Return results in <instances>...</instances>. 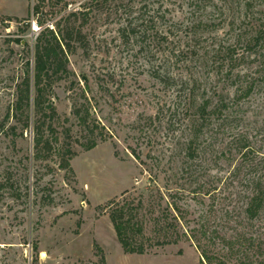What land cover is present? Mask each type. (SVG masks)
Masks as SVG:
<instances>
[{
	"label": "rangeland",
	"instance_id": "obj_1",
	"mask_svg": "<svg viewBox=\"0 0 264 264\" xmlns=\"http://www.w3.org/2000/svg\"><path fill=\"white\" fill-rule=\"evenodd\" d=\"M38 1L0 0V264H199L190 239L144 254L117 239L113 207L142 200L148 244L169 194L190 225L226 235L227 264L264 256V205L255 218L246 212L264 180V0H165L128 38L120 28L141 1L126 12L118 0H63L67 11L87 3V42L49 90L58 140L35 159L33 110L27 127L26 110L7 112L63 4L40 0L34 16ZM169 49H189L185 64L168 65ZM68 146L72 171L59 167Z\"/></svg>",
	"mask_w": 264,
	"mask_h": 264
},
{
	"label": "trees",
	"instance_id": "obj_2",
	"mask_svg": "<svg viewBox=\"0 0 264 264\" xmlns=\"http://www.w3.org/2000/svg\"><path fill=\"white\" fill-rule=\"evenodd\" d=\"M57 4L63 0H55ZM96 1L97 4L104 2V0ZM135 0H118V6L124 7L126 12L131 10V3ZM142 2L139 7V14L129 18L126 23L120 28L121 36L128 38L131 32L136 31V26L139 20H144V11L148 10L151 16L155 12L153 4L158 3L162 7L165 0H139ZM33 6V15L39 13L40 0ZM71 2L63 1L62 6L55 11L51 28L49 26L43 27L39 35L36 37L33 52V70L32 61L27 59L25 62L26 70L20 82L15 85L14 100L7 112V117L16 116L18 113H26V122L24 126H29V111L33 110L35 115L33 126V150L34 158L41 157L42 150L51 148L52 142L57 141L55 128L52 126V120L56 116V109L54 104L49 100V90L52 84L68 74V56L74 54L78 48L86 46L87 38L84 28L87 26L89 7H86V2L80 4L78 7L68 9ZM155 8V7H154ZM130 16L131 13H127ZM164 15H162L163 17ZM26 20V19H25ZM126 20V19H124ZM263 33H261V40H263ZM127 35V36H126ZM167 37V36H166ZM165 37V38H166ZM17 42L21 39L17 38ZM260 45V43H259ZM169 49L167 64L170 66L176 65L179 62H186L189 49ZM196 84L197 80H193ZM195 86H198L196 84ZM227 106L223 101L221 107ZM28 110V111H27ZM202 113L205 109L202 107ZM79 113V112H77ZM47 128L50 132L48 137H45V130ZM53 140V141H52ZM96 145L93 141L85 145L86 149H91ZM62 157L59 162V167L72 171L70 166V159L74 155L72 149L68 146L62 152ZM163 198V194H161ZM168 195H165L167 197ZM166 203V208L160 215L152 217L153 230L155 237L158 238L154 242L146 243L144 234L145 223L139 216L138 208L143 204L140 200L136 205L132 206L129 203L118 204L113 207L109 213L110 220L116 232L117 239L126 253L144 254L148 248L157 245H167L176 243L183 238L190 239L200 253L199 264H212L217 260L219 264H227V259L232 253V246L227 243L226 235L219 234L217 229H212L206 223H197L190 225L188 217V210L177 201L172 199L169 194V200ZM264 205V180L258 181L253 187L252 195L248 203L246 212L250 219L255 218L258 212ZM153 212V211H152ZM157 234V235H156ZM151 238V237H150ZM149 238V239H150ZM219 241H216L218 240ZM152 240V239H151ZM36 248V247H34ZM232 249V250H231ZM230 250V251H229ZM237 264H264L263 255L249 256L245 255L237 259Z\"/></svg>",
	"mask_w": 264,
	"mask_h": 264
}]
</instances>
